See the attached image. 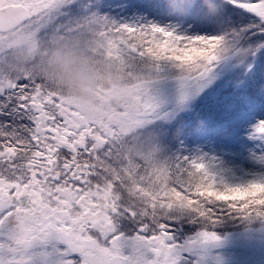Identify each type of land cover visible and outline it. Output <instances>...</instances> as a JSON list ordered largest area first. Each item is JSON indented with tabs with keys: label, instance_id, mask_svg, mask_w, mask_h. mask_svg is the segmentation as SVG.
<instances>
[{
	"label": "snow or ice",
	"instance_id": "obj_1",
	"mask_svg": "<svg viewBox=\"0 0 264 264\" xmlns=\"http://www.w3.org/2000/svg\"><path fill=\"white\" fill-rule=\"evenodd\" d=\"M229 5L247 20L231 16ZM5 8L37 43L49 33L76 32L97 21L104 53L130 70L129 115L141 125L156 127L160 113L152 88L166 68L175 70L181 102L213 77L227 76L237 89L257 86L264 94V0H223L224 11L216 13L204 0L174 5L158 0L160 14H195L215 35L117 24L104 14L107 0H0V14ZM200 45L203 54L191 60L171 54L201 51ZM230 45L250 50L242 64L233 62ZM161 47L163 55L152 51ZM180 111L177 106L171 118L174 138L185 131L175 115ZM120 134L115 126L85 120L39 79L12 78L0 70V264H199L197 245L218 241L216 228L225 221L264 225V204L205 199L179 184L177 191L197 201L187 213L149 218L137 211L115 194L119 180L104 176L100 166L111 159ZM248 134L253 146L264 149V119L256 120ZM255 158L264 166V153ZM170 159L177 174L195 175L221 192L264 186V173L230 183L197 159Z\"/></svg>",
	"mask_w": 264,
	"mask_h": 264
},
{
	"label": "trees",
	"instance_id": "obj_2",
	"mask_svg": "<svg viewBox=\"0 0 264 264\" xmlns=\"http://www.w3.org/2000/svg\"><path fill=\"white\" fill-rule=\"evenodd\" d=\"M158 0H107V8L104 14L117 24H129L133 26H143L152 24L150 19L158 18L160 22H165L169 29L175 30L183 35H215L212 27L207 26L209 22H201L196 19L195 14L180 15L167 12L160 14L156 8ZM179 0H161V3L174 5ZM195 3V0H191ZM204 3L212 13L224 11L223 0H204ZM227 11L238 20H247V15L242 10L228 6ZM189 24H195L189 28ZM85 25L93 30V34L84 33L83 42L92 39L98 40L97 47L102 51V55L97 57L91 76L84 75L83 78L74 79L68 73V62L66 65L57 64L53 59L48 64L37 69L35 76L48 89L55 91L60 87L62 97L66 101L73 98L78 101L99 100L104 95L100 89L120 90L131 87L133 79L130 70L123 62L112 58L108 67V58L103 51V39L99 35L100 27L97 21H88ZM162 26V25H160ZM42 37L38 43L43 44ZM201 51L190 48L187 51L176 52L172 50L173 56H178L183 60H191L193 57L203 54V45L199 46ZM88 51V52H87ZM90 50L85 48L82 52L86 57L92 55ZM154 53L164 54V48H153ZM249 49L244 46L237 47L230 45L228 54L233 57V62L237 65L246 59ZM23 54H20L22 57ZM25 56V55H24ZM23 56V58H24ZM24 65H33L29 59H23ZM86 66H90L87 61ZM104 65V66H103ZM27 68V67H26ZM110 71L107 78L106 70ZM36 69V68H35ZM219 70V69H218ZM105 75V76H104ZM176 81L175 70L166 68L163 74L155 82ZM79 85H76V84ZM212 89L204 90L191 99L190 103L178 105L182 111L175 113L179 117L178 122L184 125L182 137L174 138L170 134L169 128L172 124V116L168 120H157L156 127L142 126L132 129L130 132L118 136L115 142L114 158L105 160L100 165L105 169L103 175L110 179H118L119 184L115 189V194L121 197L126 203L134 205L137 211L147 212L149 218L153 215L159 217L163 214L172 215L184 214L190 207L197 203L196 200L189 199L183 191H177L174 185L179 184L182 188H194L198 195L205 199L214 200H251L255 204H264V199H259L264 193V186H253L247 190L221 192L214 189L211 184H205L203 179L185 173L179 175L173 167L170 158L188 157L204 162L199 156L200 138L206 134L224 133L231 129H236V125L254 111L264 113V94L260 93L257 86L248 89H237L231 82V78L218 77L211 84ZM81 86V87H80ZM93 91L91 94L90 92ZM98 98L95 99V97ZM99 102V101H98ZM120 130V129H118ZM251 160L249 169L240 168L238 172L233 169L223 171L214 168L210 162L205 161L209 168L217 175L226 179L230 183H238L253 178L259 173H264L262 166L256 158ZM249 165V164H248ZM146 205L151 207L146 209ZM264 225L259 222L247 223L239 220H227L216 228L219 238H226L227 234L238 235L258 232ZM188 235V234H186ZM190 235H188L189 238ZM191 237V236H190Z\"/></svg>",
	"mask_w": 264,
	"mask_h": 264
},
{
	"label": "rangeland",
	"instance_id": "obj_3",
	"mask_svg": "<svg viewBox=\"0 0 264 264\" xmlns=\"http://www.w3.org/2000/svg\"><path fill=\"white\" fill-rule=\"evenodd\" d=\"M150 22L152 24L162 25L163 27L166 26L165 22H160L156 17L155 19H150ZM21 32L24 33L19 34ZM84 33L93 34V30L89 26L84 25L81 30L76 32L49 33L43 39V44L40 45L33 37L31 31L28 30L27 27H23L16 33L19 35L15 34L11 40H0V59L3 60L2 68L7 67L9 71H12L16 75H26L35 78L38 73V68L55 59L57 60V64L60 65H66L68 62L67 67L69 76H71L73 72L75 80L77 78H83L84 75L91 76L92 73H94L93 68L97 57L102 55V51L97 47L99 43L98 40L92 39L88 41L85 39L83 42ZM83 48L90 50L89 52L92 55L85 58L82 52ZM6 54L14 55L5 57ZM20 54H23V56L25 55L24 58L23 56L20 57ZM22 58L29 59V61L34 64L29 65V63L24 65L22 63L23 61H21ZM108 59L109 67L112 58L109 57ZM87 61L90 63L89 67L85 65ZM15 70L19 71V73ZM105 70V74H107V78H109L110 71H108V68ZM216 78L218 77H213L197 94L206 89H212L213 86L211 84ZM79 84L77 83L76 85ZM57 89L58 90L54 92L62 96L59 86ZM129 89L130 87H127L117 91L114 89L107 92L105 87H102L100 90L104 92V95H102L99 100H87L82 102L74 99V97L72 101L69 100L67 102H69L85 120H93L105 126H115L117 129H120L118 131L126 134L132 129L144 126L129 115V113L133 111L132 106L128 103ZM90 93L92 94L93 91ZM197 94L192 95L189 93L187 99L181 102V88L178 80L175 82L160 81L155 83L152 88V95L156 100L157 111L160 113L158 120L170 119L178 105H183L185 103L189 104L191 99ZM96 98H98V96H96L95 99ZM258 119H264V113L254 111L240 121V123L236 125V129H231L224 133L206 134L204 137L200 138L199 156L204 162L208 160L211 161L210 164L218 170L220 169L227 172V170L233 169V171L238 172L240 168L249 169L252 163L249 159H254L257 155L264 153V149H261L259 145L253 146L251 137L248 134L252 124ZM112 157L114 158V154ZM243 232L247 231H241L238 235L227 234L225 239L228 242H226L227 245L223 248L226 250L230 248L237 250L235 248L237 244H239L237 236H242ZM243 235L245 236V234ZM246 237H248L249 241H257L256 243L258 245L260 244L264 247V230L260 229L258 232L248 233Z\"/></svg>",
	"mask_w": 264,
	"mask_h": 264
},
{
	"label": "flooded vegetation",
	"instance_id": "obj_4",
	"mask_svg": "<svg viewBox=\"0 0 264 264\" xmlns=\"http://www.w3.org/2000/svg\"><path fill=\"white\" fill-rule=\"evenodd\" d=\"M23 27L25 26L21 25L12 31L1 32L0 40H11L15 36V34ZM24 32H21L19 34H22ZM12 55L6 54L5 57ZM0 70H2L6 76H10L12 78L20 76L14 74L12 71H9L7 67H3ZM16 72L19 73V71ZM246 235L247 234H245L244 236L242 234V236H237L239 240V244H237V246L235 247L237 250H235L234 248H230L228 250L224 249L223 247L227 245L226 242H228L224 238H219L218 241L209 244L197 245L195 255L199 261V264H256L259 261H264V247H262V245L260 244L258 245L256 243L257 241H249ZM190 238L191 237L189 236V239Z\"/></svg>",
	"mask_w": 264,
	"mask_h": 264
},
{
	"label": "water",
	"instance_id": "obj_5",
	"mask_svg": "<svg viewBox=\"0 0 264 264\" xmlns=\"http://www.w3.org/2000/svg\"><path fill=\"white\" fill-rule=\"evenodd\" d=\"M21 25V21L7 8L3 9L0 14V33L11 31ZM256 264H264V261H259Z\"/></svg>",
	"mask_w": 264,
	"mask_h": 264
}]
</instances>
